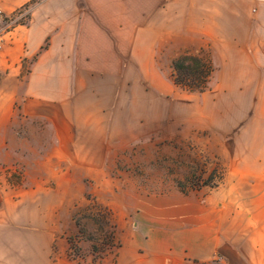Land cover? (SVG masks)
Masks as SVG:
<instances>
[{
    "label": "crops",
    "instance_id": "crops-1",
    "mask_svg": "<svg viewBox=\"0 0 264 264\" xmlns=\"http://www.w3.org/2000/svg\"><path fill=\"white\" fill-rule=\"evenodd\" d=\"M26 6L0 52V169L27 183L0 189V264H52L58 218L121 143L195 117L220 141L221 181L113 207L104 264H264V0H0L6 16ZM184 56L212 65L205 92L174 83Z\"/></svg>",
    "mask_w": 264,
    "mask_h": 264
},
{
    "label": "rangeland",
    "instance_id": "rangeland-1",
    "mask_svg": "<svg viewBox=\"0 0 264 264\" xmlns=\"http://www.w3.org/2000/svg\"><path fill=\"white\" fill-rule=\"evenodd\" d=\"M27 21L28 18L22 23L26 24ZM213 132L206 117L186 118L181 122L169 123L163 130H155L150 136L121 143L118 156H112L111 169L105 172L107 181L86 185L78 199L70 203L69 216L58 218L65 224V231L60 235L68 242V250L61 255L56 247L52 264H94L96 261L88 241L94 228L90 220L83 217L89 206L88 198L113 212V207L129 203L135 192L162 195L173 188L183 192L195 185L202 188L206 183L217 186L226 167L221 158L220 141ZM43 170L38 166L29 168L33 178L42 175ZM25 172V167L18 165L1 168L0 189L13 192L26 186ZM52 186L48 185L50 188ZM74 189L80 193V186H74ZM76 214L87 230L85 238L79 237V230L72 221ZM113 215L120 243L119 219L114 212ZM117 252L114 250L97 262L104 264L106 258L114 261Z\"/></svg>",
    "mask_w": 264,
    "mask_h": 264
},
{
    "label": "trees",
    "instance_id": "trees-1",
    "mask_svg": "<svg viewBox=\"0 0 264 264\" xmlns=\"http://www.w3.org/2000/svg\"><path fill=\"white\" fill-rule=\"evenodd\" d=\"M173 68V81L181 89L188 92L203 93L208 89L210 76L213 73L212 65L200 56H184L179 57L172 63ZM215 186L206 183L203 187ZM201 187H191L189 190H198ZM89 206L85 210L83 216L85 220H90L93 225V232L89 235L88 241L91 244V253L94 256V264H99L97 260H103L108 254L120 248L118 241L117 226L114 223L113 212L103 207L96 200L88 198ZM75 225L79 230V237L87 235V230L84 225L79 222L78 214L73 217ZM72 245V243H71Z\"/></svg>",
    "mask_w": 264,
    "mask_h": 264
},
{
    "label": "built area",
    "instance_id": "built-area-1",
    "mask_svg": "<svg viewBox=\"0 0 264 264\" xmlns=\"http://www.w3.org/2000/svg\"><path fill=\"white\" fill-rule=\"evenodd\" d=\"M30 14L31 9L29 6L23 7L22 9L8 16H6L0 10V52L4 48L6 34H8L13 27L23 24L22 21L27 19Z\"/></svg>",
    "mask_w": 264,
    "mask_h": 264
}]
</instances>
